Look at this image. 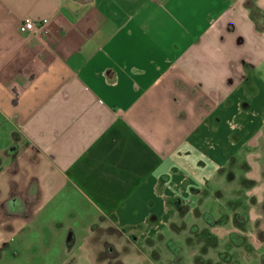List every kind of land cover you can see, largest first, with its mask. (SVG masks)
<instances>
[{"label":"crops","instance_id":"obj_1","mask_svg":"<svg viewBox=\"0 0 264 264\" xmlns=\"http://www.w3.org/2000/svg\"><path fill=\"white\" fill-rule=\"evenodd\" d=\"M1 135L0 232L27 224L45 263L84 217L88 261L103 222L148 248L264 141V0H0ZM247 213L227 254L263 264L264 219Z\"/></svg>","mask_w":264,"mask_h":264},{"label":"rangeland","instance_id":"obj_2","mask_svg":"<svg viewBox=\"0 0 264 264\" xmlns=\"http://www.w3.org/2000/svg\"><path fill=\"white\" fill-rule=\"evenodd\" d=\"M0 139V146L7 148L8 138L1 135ZM260 145L248 147L237 161L216 172L204 189L182 207L178 218L149 242L148 248L130 245L111 224L101 223L92 237L97 247V264H242L236 255L227 254L230 230L226 224L235 218L234 209L241 211L240 223L247 220L243 212L251 208H258L264 219V202L258 203L260 193H264V141ZM1 197L2 194L0 200ZM88 219L84 217V225H75L74 247L64 244L68 235L63 232L60 240L63 247L54 248L50 263L44 262L46 258L32 255L28 246L29 227L24 224L16 233L15 220L13 230L0 232L4 237L0 239L5 240L0 245V264H96L87 260V241L84 242L87 232L82 230ZM212 230L215 234L211 240L206 234L211 235ZM245 237L237 235L233 240L247 244L249 238ZM58 253L63 255L59 261Z\"/></svg>","mask_w":264,"mask_h":264},{"label":"built area","instance_id":"obj_3","mask_svg":"<svg viewBox=\"0 0 264 264\" xmlns=\"http://www.w3.org/2000/svg\"><path fill=\"white\" fill-rule=\"evenodd\" d=\"M46 22V21H44ZM39 30V28L36 26L35 22L31 19H26L21 27H20V31L22 33H26V32H34L37 33ZM232 125H235L234 123H232Z\"/></svg>","mask_w":264,"mask_h":264},{"label":"trees","instance_id":"obj_4","mask_svg":"<svg viewBox=\"0 0 264 264\" xmlns=\"http://www.w3.org/2000/svg\"><path fill=\"white\" fill-rule=\"evenodd\" d=\"M238 156L237 157H234L230 162H235V160L237 161L238 159ZM239 169V168H238ZM233 210V209H232ZM239 209H234L233 210V212H235V218H234V222L237 224V225H239V215L240 214H236V213H239V212H241V211H238ZM245 210V209H244ZM244 214H245V216L247 217V219H248V213H247V211L245 210L244 212H243ZM239 220V221H238ZM247 220L245 219V222H246ZM206 236L208 237V238H211V240H212V238H213V235L211 234H206ZM215 237V236H214Z\"/></svg>","mask_w":264,"mask_h":264}]
</instances>
